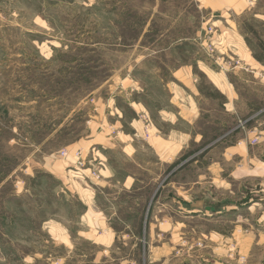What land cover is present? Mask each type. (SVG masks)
<instances>
[{
    "label": "rangeland",
    "instance_id": "374dc122",
    "mask_svg": "<svg viewBox=\"0 0 264 264\" xmlns=\"http://www.w3.org/2000/svg\"><path fill=\"white\" fill-rule=\"evenodd\" d=\"M256 34L264 0H0V264H264L262 193L214 166L264 110ZM175 133L170 167L149 147Z\"/></svg>",
    "mask_w": 264,
    "mask_h": 264
},
{
    "label": "crops",
    "instance_id": "0c3cea01",
    "mask_svg": "<svg viewBox=\"0 0 264 264\" xmlns=\"http://www.w3.org/2000/svg\"><path fill=\"white\" fill-rule=\"evenodd\" d=\"M240 39L243 40L242 37H240ZM236 49L239 50L238 55H239L241 62L243 63L242 66L245 68V70L249 71L252 74H257V75L259 74L262 80L261 82L264 84V80H263L264 79V63H261L255 59L251 50L248 48V46L245 43L242 44L240 42L239 47H237ZM227 89H228V94H224L226 95V99H227V104L225 106L227 107V111L229 112L233 111L234 113H236V109L238 108V105H239L238 103H241V100H240L241 97L239 95V92L236 91V89L234 88L232 84H229V88ZM197 93L198 94H196V96H199L200 94L198 90H197ZM171 103L172 102L170 101V104ZM133 105H139V104H137L136 102H133ZM194 105L195 106H191L190 104L191 107H187V108L185 107V110L180 109V112L178 113V116L184 120L186 117H188V116H185L184 114L189 115L191 122L188 120L189 121L188 123L190 125H194V123H196L200 117L198 109L196 108L195 101H194ZM165 115H167V112H165ZM263 115H264V110H262L261 112L258 111L257 113L251 116L249 120L254 118L253 121H256L255 122L256 126L253 127L251 126L252 125L251 124L248 128L247 127L240 128L241 131H244V132H243L242 138H240L239 141L241 139H243V141L240 143H238L239 142L238 141L234 145H229L228 147H226L224 151L225 153H223L222 162L215 163L214 165V166H218L220 169L222 168L221 171H223V166L227 165L224 168L228 169L226 179L228 182L227 185H229V189H231L232 185L234 186L238 185L239 188H246V187L251 186V188L253 189H251L250 194L252 195L255 193H262V197H264V120H262ZM135 124L136 122L132 123L131 126L134 127ZM171 134L169 135L170 139L168 140L167 139L161 140L160 138L156 139L154 141V144H151L149 147L153 153H155L156 155H158V157H160V160L162 162L167 163L170 167L174 163L178 155H180L183 151H186L187 146H188L187 144L191 140V135H192L191 133L190 134L175 133L176 134V136L174 135L176 137L175 141L171 142L172 141ZM105 135L106 133H104V137L101 138V140H99L100 137L98 135L97 136L92 135L91 140L89 142H84L83 144L79 142L73 145V148L71 150L72 153L78 150H83V146L86 148V146L89 145L90 147L99 141L101 142L100 145H102L103 143L105 144V145L103 144L102 146L106 150H111L112 148H114V145L112 144V135L111 133H108L106 136ZM122 136L124 138L128 137L125 135H122ZM178 137H179V140H178ZM255 139H257L258 141L257 145L251 146V143ZM197 143L199 142L197 141ZM76 146L77 147L79 146V148H76ZM127 150H130L133 156L137 154L139 151L138 148L134 146L133 144L126 145L125 147H123L122 151L124 153H127ZM116 174L117 172L116 170H114V175L113 173L112 174L110 173L106 179L113 180V178L116 177ZM134 182H135V179H133L131 176H128L126 177L124 181H122L121 184L123 188L130 190ZM104 183L106 182L104 181ZM232 192H236V191L232 190L231 193ZM263 200L264 198H261V202H263ZM202 201L201 199L196 200L195 207L197 209L202 208L203 204H200ZM254 206L259 207L260 204L259 205L256 204ZM255 207L253 206L249 207L248 211H251V209ZM210 210L212 212H216L215 207L211 208ZM261 221L262 219L260 220V222ZM260 228H261V231L264 230V225H262ZM250 232H252L251 229H250ZM262 235L263 233L259 232L258 241L260 240V242H257V244L263 241L264 236Z\"/></svg>",
    "mask_w": 264,
    "mask_h": 264
},
{
    "label": "built area",
    "instance_id": "2783aa9c",
    "mask_svg": "<svg viewBox=\"0 0 264 264\" xmlns=\"http://www.w3.org/2000/svg\"><path fill=\"white\" fill-rule=\"evenodd\" d=\"M247 122H243V123H240L239 125V128H244L245 125H246ZM257 139H255L253 142H252V145H256L257 144ZM63 156L66 155L65 152L62 153ZM76 158H77V163L75 164L74 166V171H76L75 174H79L80 173V170L83 169L84 167V164H85V160L83 159V152L82 151H78L76 153ZM73 172V171H72Z\"/></svg>",
    "mask_w": 264,
    "mask_h": 264
},
{
    "label": "trees",
    "instance_id": "16d2710c",
    "mask_svg": "<svg viewBox=\"0 0 264 264\" xmlns=\"http://www.w3.org/2000/svg\"><path fill=\"white\" fill-rule=\"evenodd\" d=\"M249 29H252L251 30V32H254V29H253V27H251L250 26V28ZM256 39H257V41H256V46L258 47V49L261 51V54L259 55V57L257 58L256 57V54H254V57H255V59L257 60V61H259V62H261V63H264V42H262V40L260 39V37L259 38H257L258 36H257V34H256ZM246 41H247V43H249L250 45H251V43L249 42V39L248 38H246ZM251 47V46H250ZM253 49V48H252ZM253 51V50H252ZM254 52V51H253Z\"/></svg>",
    "mask_w": 264,
    "mask_h": 264
},
{
    "label": "water",
    "instance_id": "95a60500",
    "mask_svg": "<svg viewBox=\"0 0 264 264\" xmlns=\"http://www.w3.org/2000/svg\"><path fill=\"white\" fill-rule=\"evenodd\" d=\"M207 209H209V210H210L211 208H207ZM213 211H214V209H213Z\"/></svg>",
    "mask_w": 264,
    "mask_h": 264
}]
</instances>
